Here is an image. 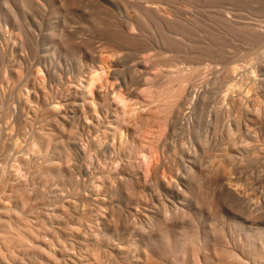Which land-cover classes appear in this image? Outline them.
Wrapping results in <instances>:
<instances>
[{
	"label": "bare ground",
	"instance_id": "6f19581e",
	"mask_svg": "<svg viewBox=\"0 0 264 264\" xmlns=\"http://www.w3.org/2000/svg\"><path fill=\"white\" fill-rule=\"evenodd\" d=\"M41 1L39 0L40 3ZM37 2H35V0H0V37H1L0 40H2L3 37L4 38L7 37L2 29V24H6V26L10 25L13 30L20 29L21 31L22 29H24L23 28L24 23H22V20H26L24 18L25 17L27 18L26 15L29 16V12L31 8L32 7L35 8ZM45 3L42 2V4ZM56 17L59 19V24H57L58 28L54 33V35L52 36V39L50 40L48 39L49 40L48 43L47 44L45 43L47 48L42 49L45 50L46 52V55L44 54V58L41 60H43L42 63L44 64V70L46 71L47 76L43 74L44 71L39 73L47 77V79H45L44 77L42 79L40 78L42 76L39 77L38 75H28L30 77V81H29L28 76L26 77L28 78V80L25 78V76L22 77L23 74L25 75V72L22 70L24 68L21 69L23 72H21L15 66H9L7 69V68H3L4 67L2 66L3 63L1 65L2 67L0 66V69L3 68L1 69L3 70V72L5 69L7 70V72L6 70L4 73L2 72V77L4 74L8 73L9 77L7 78L12 79L11 82L13 83L15 80V85L13 84L14 87L12 85V88H15L17 86V83L21 82L20 81L21 78L22 79L25 78L26 80L25 82L28 81L30 82L27 83L31 87V89L28 90H32L31 92L28 91V93L22 91L23 96L24 93L28 94L27 97L25 96L23 97V99L25 100L27 98L26 100L27 102L25 103H28V105L24 103L26 106H28L27 108L24 107V109H21L22 107L20 106V102H18L19 103L18 105L20 106L19 113H21L20 110L26 112V109H28L27 110L28 113L26 112L28 115L30 114L29 112L32 113L33 116L31 117L30 115V117H28L29 118L27 119L28 122H26L27 120L24 121L22 118V116H25L27 114L24 112L25 115L24 114L22 116L20 114L16 115L14 111L17 108H14L12 106L13 103L11 104L9 103L10 106H12L10 108H13V113H14L13 116H12L13 113L11 115L9 114V116H12L14 118L12 120L14 121L15 124L13 122L12 123L13 125H15V127H17L18 130V134L16 133V135L25 138V142L23 144L26 143L25 147L22 150H19V152L20 151L23 152V156L20 155L21 156L20 158V156L16 154V156L17 155L19 156L17 157L18 159L17 158L12 159V160L17 159L18 160L17 163L20 164V165H16V162H13L15 164L14 167L17 166L16 168L18 169L23 168L24 170L22 171V173L20 171V173L18 174L15 173V174L20 175V177L23 174L24 176H29V175H25V173L30 174L32 172L31 169H33L34 166L35 167L38 166V164L35 165L33 163L35 161H32V159L29 160L27 158H30V155H33V153L37 158V154L35 153V151H38L37 153H39L40 149L41 151L42 150L46 151V155L48 152H49L48 154H50V149L52 146H54L53 148H55L56 153L54 152L53 156H51L47 162L42 161L43 163L40 162L39 166L33 169L36 172L38 171L37 174L35 173V175H37V177L38 175H43L45 177L46 176L49 177L51 175V177L55 176L58 177L59 179L61 174L64 173V171L62 173V169H65L64 167H66V169L68 168L67 171L75 170V169L71 170L74 164L73 160L71 159L75 157L74 161L75 159L77 161L75 162L77 163V166L75 168L78 167L76 173H74L75 171L72 172L70 178H66L65 175H68L66 173L65 175H63L65 177L63 176L62 177L66 178L67 181L69 179L68 182L65 181L67 182L66 183L67 185H72L71 187H73L74 185L73 187L74 190L77 189L79 191V193H77L78 196L76 194V192H78L77 190H75L76 191L75 193L73 192L74 190L71 191L74 193V196H77L78 198H76L77 201L73 202L72 200H69V202H67L69 203V207L73 208L72 209L73 213L72 211L70 212L72 214L69 213L71 209L70 208L68 209V206L66 204L63 205L64 207L65 205L67 206V209L65 207V210H69L68 211L69 214H65V216L67 215L68 217L70 215L71 221L69 222H71V224L69 226L68 224L69 222H66L69 220V218L63 216L64 214H60L61 213L60 209L62 208V205L60 208V204L62 202H65L66 199L63 200V198L64 195L66 194L64 193L63 198H61V196L63 194L62 193L64 190L63 188L65 187L67 188V186H65L64 183V187L61 190H59L60 186L57 189L56 187L58 185H61L62 183L60 184V182H58V179L53 177V180L57 179L56 184L58 185L56 187L54 186L56 185L53 184L54 182H56L55 180L51 184L54 187L50 185L52 188H54L53 191L51 188H49L51 189L52 192L49 191L48 189L49 195L50 193H52L51 194L52 196L46 197V199L40 198L41 200H44L43 203L45 202V204L42 203L43 205H47L46 202L47 198L48 201L50 199L51 201L50 206L51 208L53 207V209L51 210L52 213L50 214L49 212V214H47L48 216H45L48 211L44 212L43 210L44 208L42 209V207L38 209V206L41 204L42 201L41 200L37 201V199L36 200L33 199V197H35L34 195L37 194L33 195L30 192L32 198L31 196L29 198L30 193H28V191L32 189L28 186L30 185L29 179H26L25 177V179L28 181H23L24 177L22 176L23 177L22 180H15V178H18V176L16 175L17 177H15L14 176L15 174H13L14 172H7L8 171L7 168L6 169L4 168V166L10 164L9 161H6L7 165L4 164H3L4 166L0 165V168L1 166H3L2 168L3 170L0 169L1 170L0 173L3 174L5 178L6 175L8 178V175H11L12 173V175L14 176L13 180H15L14 184L12 183L13 186L10 187L7 183L8 180H6V182L4 181L5 182L4 183L3 182L4 179L2 178L3 176L0 177L2 179V183H4L3 185L5 186V184L7 183V185L9 186L7 187V189L8 188L11 189L9 191L6 190V187L5 188L2 187V184L0 183L1 185L0 187H2V189H5L3 198H5V200L8 199L7 201L11 200L12 202V205L10 202H6L7 204H4L5 201L4 202L2 201L3 203L0 202L1 203L0 204V264H264V213L257 212V208L256 211H254L253 209V211L250 210L249 213L247 214H242L243 213L242 210H241L242 212L241 214H238V212L240 211L236 212L234 210L235 212H231L233 209L236 208H233L232 210H226L225 208H222L221 203L223 201L219 197L215 196L216 194L215 192H214L215 194L212 192V189L214 190L213 187L215 186L217 188V186L214 185V183L216 182V179H213L215 175L213 176V178L211 177L212 174L210 168L211 166H209L210 170H203L206 167L202 169L201 166V163L203 162L202 157H204V153L206 156L207 154H209L210 157L209 156L207 157H209L210 159L214 158L215 159L214 161L215 162L217 161V168L219 169L216 168L217 172L215 173L219 174L218 170H223L225 168L224 166H226L224 164V158H230V156L232 158V155H230L229 150H231V152H234V154H238L239 152L241 153V151L244 150L245 147H247L246 145L248 143L247 142L248 140L252 142L251 147L252 144L255 143L257 144V146L260 145L259 143H262L264 145V108L259 110L255 109L257 110V112H254L255 110L252 111L250 107V103L254 97L259 96V98L256 99H258L261 104L262 101L261 97H264V81L260 80L263 83H260V81L258 83L254 76L256 72L252 68L248 69V67L247 68L245 67V69L247 70H245L246 74L245 73L244 74L247 78L245 77L244 79L246 80L248 79L247 82L249 80L251 82V84L248 85L250 87H246V86L245 87L246 89L247 88L249 89L247 90L246 93H244V90L246 89H243L241 87L243 85H241L240 82L237 81L240 84V86H238V88L240 87V90L236 88L238 83L236 84V87L234 89L239 91H241L242 89L243 90L239 93H237L236 91L238 96L231 95L232 96L231 97L228 92L229 98H227L228 95L225 97V100L226 99L228 100L230 106V108L227 109L228 112H230V110L232 111L234 110L235 113L238 112V114L240 115H237L235 113L234 114L235 116L236 115L239 116L238 118L241 119V120L239 119L240 121L244 120V122L246 121L250 126L257 128L255 131H253L254 128H252L253 130H251L250 129L251 127L248 128L249 125L247 124L245 128V132L242 135L243 137L241 138L240 143H238L240 144L239 146L236 143L237 141L235 137L232 136L234 137L235 140V142H233L232 149L229 148L228 144L227 147L225 145H224L225 148L222 147L223 146L222 144L224 143H222L219 140L220 143H222L221 146H219L222 148H219V150L215 148L210 150H204L203 152L200 150L199 152H202V154H199L198 151H196L197 147L193 148L194 147L193 146L192 147L193 149L189 148L191 151L187 149L189 152L188 153L185 152L186 153L185 156L184 153H182L181 151L183 149L182 148L180 149L181 154L177 152L178 149L176 150V153L178 154H175L173 152L171 153L170 150V152L168 151L166 152L167 157L164 158L163 154H165L164 153L165 151L162 149H165L163 148V144L166 142L167 140L166 138H168L167 131L172 129L173 127L175 128L176 125L178 124L186 126V127L184 126L186 128L184 132L186 133L185 135L183 134V137L189 138V141L190 140L192 141V139H194L195 143L199 146L200 145L204 146L205 144H207L205 143V141H207L208 136L204 137V134L205 133L207 134L208 132H205L204 129L205 127H203L204 124L203 122L206 123V120L204 119V113H203L204 111L202 110V104H201V102L205 100L207 94H205L206 90L204 89H202L204 90L203 91L204 93L200 92L202 94L199 97H197L198 95L196 93V91H198L196 89L198 84L196 79L198 77L200 78L201 72L203 74L202 71L203 68L200 66L204 64L203 63L204 59L200 60L199 56L201 55L197 54L198 51L197 52L194 51L195 47L197 48V46L196 45L194 46L193 45L194 42L192 43V40L189 39L190 35L188 36V34L190 33V26H188L189 27L188 28L187 25L183 26L184 23L181 25L178 22L180 26L178 24L176 25V27L179 26L177 27L179 29L180 27L181 28L185 27V29H180L179 33H176L178 32V29L176 27H175L176 28L175 33L174 30L171 29L170 32L173 31V34L171 33V36L176 34L172 38V41L165 40V37H163L164 35L163 33H162L163 35L160 37L163 38L161 40H159V38H157V35L155 34L156 37L152 36L155 39L157 38L155 41H152V38L151 40L146 41L145 38L146 36L145 37H143V35L142 37L140 36L142 34V30H141L142 26L141 27H138V25L135 26L134 25L135 22L133 23V21H131L130 19L126 21L122 20V22L106 21V22L97 23L93 34L94 40L93 43L91 42L93 44V45L91 44L92 51L91 53L89 52L90 56L88 55L89 56L88 60L86 62H83L84 60L80 61L78 66H76V68L71 70L70 69L71 66L67 65L69 67L68 68L65 67L66 65L64 63L63 64L65 66H63L62 64L63 60H65L66 62L68 61L74 49V47L72 48L71 43L67 39H65V36L67 34V33L64 34L65 29L67 27L66 25L69 24H67L68 22L66 16H62L58 13ZM25 25H29V24H25ZM168 25L170 26V22ZM197 25L199 26L200 24ZM8 28L6 27L4 30ZM149 28L150 27L148 26L147 31L149 30ZM172 28H174V26ZM142 29L144 32V28ZM135 30L137 31L139 30V31L136 32ZM130 31H132V33ZM133 31L138 34H135ZM150 32L151 31H149V33ZM6 33L8 34V32ZM13 33H15V31H12L11 34ZM17 36L18 35H16V37ZM67 36L66 38H68ZM179 36H181V38H179ZM10 37L12 38V36ZM69 40L71 41L72 39ZM1 42L3 41H0V43ZM132 42H134V44ZM125 43H127V45L129 43L131 45L133 44L132 46L136 45L135 43H137L136 47L139 44L137 50L135 51V54L133 53L134 51L131 52V49H128L130 48L129 47L130 44L127 47ZM211 43L213 44V42ZM212 44H210V47L212 46ZM8 45L9 44H7L6 46L8 47L7 51L9 52V49L11 47L9 48ZM125 47L129 50V52L132 53V55H130L131 53L129 54L130 57L128 56L127 52L125 53L123 52ZM207 47L209 48L208 45ZM26 48L27 47H25V49ZM0 49H2V47ZM168 49H170V53L171 52L173 53L172 61L171 63L167 64V66H165L167 70L163 72V75L159 79L158 83H156L155 80L158 78V76L153 74L150 68L155 67L157 63L153 62L152 61L153 59L143 60L139 56L147 52H155V54L157 53L159 55L161 53L163 54L164 50H167L168 52ZM2 50H5L4 47ZM2 50L0 51V53H2ZM5 52L6 50L3 53ZM122 52L124 54H122ZM4 55H0L1 56L0 60L2 59V57L3 60H5ZM8 57L10 58V56ZM253 58L252 59L249 58L250 61L253 60ZM13 61L14 60L11 61L12 64ZM21 62L20 64L23 67L22 65L23 63ZM132 62H134V64H132ZM27 63H29L28 60ZM129 63H131L132 65H130ZM250 63L249 64L247 63L248 66L250 65ZM258 63H259V59H258ZM102 65L103 66L105 65V67L108 68L107 77L104 79V83L99 86H96L94 84L90 89H87L86 87L87 83H85L87 80L84 81L86 79L85 75L91 73V71L97 72V70H99V68ZM48 66L52 68L54 66L56 67V70L58 69L57 67H60L59 68L61 72L60 77L57 75L56 72L50 71L48 69ZM37 68L40 67L37 66ZM234 68H236V71L239 70L237 66L236 67L233 66V69ZM28 69L31 70L30 67ZM28 69L26 71L27 74L29 73ZM40 71H42V67ZM32 73L34 74L33 71ZM62 75L65 76L71 75L70 78H72V81L69 82L70 83L72 82L71 84H73L74 86L73 88L72 87L69 88L71 85L68 86L67 93L65 92V89L64 91L60 90L62 91L63 96L61 95L62 97H59L55 93V91L53 92L52 88L56 87V85H54L55 83H59L60 86H62V88L66 85V83H68L65 80V76ZM232 75L234 76V74ZM227 76L228 75H226V77ZM2 77H0L1 78L0 80L3 79ZM4 78L6 77L4 76ZM7 78L3 79L4 81L6 80L5 81L6 83L8 81ZM4 81L1 82L2 84L0 83L1 86L4 85L3 84ZM160 81L162 82L160 83ZM25 82L23 81V83L21 84L23 87L26 84ZM7 84L9 85V81ZM52 84L55 87H52L53 86ZM210 84L211 87L210 86L209 87L212 88V83H209V85ZM8 85L6 86L5 84L4 87L5 86L8 87ZM21 85H19L18 87L20 88ZM28 85L25 87H28ZM149 85L154 88L157 87L158 91L155 92L156 98L153 101H151L149 105H147V107H149L148 108L149 113L146 114L144 112H141V110L142 111L145 110L146 107H143L144 102L139 99V93L143 90L144 87ZM232 85L234 86L235 84ZM232 85H230L229 87H231ZM23 87L22 89L26 90V88ZM22 89L20 88L19 91ZM2 91H0L1 96L3 95ZM207 91L210 92V90ZM17 93L19 96L20 93L18 91ZM5 94H11V92L9 93L7 92ZM11 95H10V99L12 98L13 100V95L12 96ZM119 96L127 97L129 102H136L133 105L135 108L127 111L128 108L127 100L125 101L123 100L124 103L122 104V107L119 108L118 103L115 104V100H117ZM2 97L0 99L1 105L4 102L2 101L3 100ZM19 97H22V95H20ZM258 100L256 101L258 102ZM5 101H6V97H5ZM5 103L6 102H4L3 106H5L8 110L9 106L7 105V103L6 104ZM33 104H35L36 109L33 108ZM53 104H57L56 105L57 109L60 106L58 112ZM5 107H2L1 110H3V108ZM226 107L228 106L226 105ZM5 110L6 109H4V112ZM10 110L12 112V109ZM137 111H140V113L136 114ZM227 111L225 114L228 115ZM232 111L230 113H232ZM1 112L2 111H0V114ZM5 113L2 114L6 116L5 118H7L8 113H6L7 115H5ZM218 113L216 112V114ZM219 116H221V114L218 115V117ZM235 116L233 117L235 118ZM3 117H1V119ZM39 117L40 120L42 118L41 121H44L45 120L44 118L48 119L47 123L41 124V121L40 122L36 121ZM223 117L225 118V115H223ZM5 118L3 120H5ZM9 119L11 120V117L8 118V120L7 119L6 120L10 122ZM237 120L232 121L230 124L228 122L225 123V125L229 124L228 131H229L230 139H231V135L235 133L233 131L234 130L233 127H236V129H240L241 127L240 122L239 121L237 122ZM35 121L36 124L39 122L38 123L39 127L33 124L35 123ZM44 122H46V120ZM130 122L132 123L131 127L129 124ZM222 122L224 123L225 121ZM4 123L5 122L2 123L4 127L5 125H8L6 123L4 125ZM126 123H128V126ZM33 125L36 126L37 128H34ZM67 125L70 126L73 131L69 130L71 129L70 127L68 129L69 131L66 130L65 127ZM27 126L28 128L30 126L31 129L29 130L30 133L28 132ZM4 127L3 129L0 128V135L3 136L7 134L6 128L7 127L11 128L9 126H6V128L4 129ZM62 129L63 130L65 129L67 132L71 131L70 138L73 137L72 138L74 139L73 142H70L71 139L69 141H65V140L62 141V139L59 140V137L61 136V134L59 135V133L62 131ZM224 129L227 130V128ZM3 130H5L4 132L6 134L2 132ZM148 130L153 132V134L150 132L152 136L149 133V135L153 137L152 138L153 141L151 142H154L151 143V146L150 145L147 146V143L144 142V139H146V137L144 138V136L148 134ZM216 132H213L212 135L215 134ZM14 133H15V128L13 131V135ZM64 134H62V136ZM13 135L12 137L14 138ZM215 135L217 136L219 134L216 133ZM3 136L0 137V139L3 138V140L1 139L2 141H4V139L8 136V134L5 136V138ZM8 137H7V141H8ZM15 140L18 139L16 138ZM7 141L5 139L4 145L8 143ZM18 141L19 143L16 141V144H14L13 141H11V144L10 143L8 144L10 145L13 144V147L15 148L17 147L16 145L19 146L20 142H23L24 140L23 141L18 140ZM219 141H217L216 143H218ZM173 142L175 141L173 140ZM212 142L213 141L211 139V142L209 143L212 144ZM165 144L167 145V142ZM236 145L239 148L235 147ZM172 146L173 145L171 144V148ZM206 146L207 145L204 146L205 149L207 148ZM8 147H6V150L9 149ZM184 149H186V147H184ZM238 149H240V151ZM32 151L33 153L31 154L30 152ZM43 151L41 152L42 153L41 158H46L44 157L45 153H43ZM22 152H20V154ZM24 152L25 154L26 152L27 153L29 152L30 153L29 157H26V155L28 154L25 155ZM255 152L260 154V152L258 151ZM261 152H263V149L261 150ZM254 155L255 154H252L253 158ZM5 156L6 157L4 158L6 159L7 155ZM35 156H32V158ZM234 156L236 157V155ZM248 156L250 157V154ZM261 156H263L262 153ZM23 157H26L27 160ZM237 157L236 159H239ZM256 157L257 154L255 155V158ZM8 158L9 159L13 158L12 153L11 154L9 153ZM41 158L39 157V160H42ZM233 158L232 161L235 162L236 159L233 160ZM5 159H2V161L3 160L5 161ZM177 159L180 160L179 161L180 163L181 161H183L185 164V169L184 172L182 173H180V171L182 170L179 169L180 166L177 167L179 169L178 172L174 170L175 169L174 165L178 163ZM258 159L261 161V157H258ZM36 160L38 161V158ZM142 160H146L147 163L149 161L150 165H148L149 163L148 164L145 163L146 166L148 165V167L145 168L146 166L145 167L143 166L144 162L141 163ZM174 160L175 161L177 160L176 161L177 163L173 164ZM68 161L69 162L72 161L73 163L72 162L68 163ZM236 162L238 161L236 160ZM32 163L34 164V166ZM66 163H68L71 166V169L69 168L70 166ZM12 164L11 167H13L14 165ZM168 164L169 165L173 164L172 166H174V168L172 167L170 169ZM66 165H68L69 167ZM75 165L76 164H74V166ZM167 165L169 170L167 169ZM208 165H210V163H208ZM142 166L145 169H143ZM230 167L227 166V168L229 169L226 168L225 169L228 173L225 174L226 171L223 170L225 171L224 172L225 175L223 174L219 178H221L220 179L221 181H225V180L230 181V183H228V185L224 187L225 190L227 189V194L230 193L232 195V198L234 197L240 198L241 192H238L235 189H233L234 185H236L239 182V180L237 179L238 176L237 177L233 176L231 174L232 172H230L229 174V171L231 170ZM239 167H240L239 170H241V165ZM214 168L215 167H213V169ZM9 170L12 171V168ZM167 171H169L170 173V174L168 173V175H171L170 179L168 178L169 176L167 175ZM214 171L215 169L213 170V172ZM33 173H31L32 175L30 176H33L34 175ZM13 176L11 178H13ZM246 176L247 175H245V178ZM255 177L253 178L256 179ZM41 178L38 177L37 179L35 178V180L37 181ZM63 178L60 177V181L63 180L62 182H64ZM30 179L34 180V178L33 179L30 178ZM48 179L47 181L49 182ZM151 180L154 181L156 185L161 186L158 187L154 185L156 189L162 188L163 191H166L164 192L165 194L167 193L166 195H164L166 197L162 196L163 193L160 194L161 192L159 189L155 190V192L159 191L160 192L159 194H155V192L153 194L151 190L146 188V186L145 187L143 186L142 184L143 182L145 185L146 184L145 181L148 182ZM44 181L46 183L45 179L42 180L43 183ZM246 181L244 179V182ZM24 182L25 183L27 182V184H25ZM244 182L243 183L241 182V185L246 184V189H247L248 183L247 182L244 183ZM36 183L38 184V181ZM34 184H32L31 182L32 187L35 188L36 186H33ZM212 184L214 186L211 189H209L210 188L209 186H212ZM241 185H239V187ZM46 186L49 185L46 184ZM46 186L44 188L43 187L41 188L40 186L38 187L43 189L42 190L43 192L47 193L45 191L47 190ZM248 186L250 187V185ZM69 187L68 190L65 188V190H67V194L68 191L70 192ZM154 187L152 188V190L154 189ZM28 188H30V190H28ZM2 189L0 191H2ZM70 189L72 190V188ZM39 190L35 192L39 193ZM210 190L213 194L210 193ZM220 190L221 188H218L217 191H219L221 194L222 190L221 191ZM247 190H244L245 193L249 192ZM26 191L28 193V195L27 194L26 195L29 199H32V201H36V202L40 201L37 207L35 205L36 202L35 204L29 205L31 201L28 202L26 201L27 199H24L27 198L23 196V194H25ZM251 191L252 189L250 190L249 193L254 192V190L252 192ZM2 192H0L1 200H3L1 197L3 194ZM6 192L7 193L10 192V194H7ZM45 193L44 194L40 193V194L45 196ZM223 193H226V191ZM245 193L243 194L246 195ZM5 194H7V196L12 195L13 200L10 198L11 196L9 197L10 198L9 199L7 196H5ZM40 194L36 196L38 199ZM252 195L254 194H251V196ZM66 196L69 197L70 195H66ZM226 196H230V195L228 194ZM246 196L249 198L248 195ZM69 198L73 199V195L71 194V197ZM244 198L245 196L243 197V199ZM248 198L247 199L245 198L246 202H248L249 200ZM121 199L122 200L124 199L129 203V205L131 204L137 208L136 209L134 207L136 211L133 212L132 210L129 213L128 217L126 216L127 218L123 219L125 221L122 220L121 214L122 212L125 211L123 208L126 206H121V207L119 206L120 203H122ZM243 199L241 201H243ZM227 200L229 201L228 203L231 202L229 198H227ZM70 201H72V203L74 204H70ZM257 202L259 203L261 201H257ZM27 203L29 205V206L27 205L28 207H32L31 205H33V208L31 209L29 208L30 211L29 209L27 210L28 207L25 209L23 208L26 207ZM223 203L226 204L225 202ZM231 203H232L231 205L234 206L237 202L235 201V203L233 202ZM81 204L83 206L82 209L80 207ZM6 205H8V207ZM34 205L38 209V211L37 209L35 211ZM229 205L230 204H228L227 206ZM238 205L236 204L235 207H237ZM20 206L23 208L24 211L26 210L25 212L27 211L29 212L27 214H24L25 212L23 213L21 210V213H18L20 212L19 209ZM47 208L50 209L49 206ZM119 208H122L123 211L122 209L119 210ZM247 208L248 207H246V209ZM260 208L261 206L258 208V211H260L259 210ZM15 209L16 210L18 209L17 210L18 212H15L14 211ZM249 209L251 208L249 207ZM45 210L47 209L45 208ZM65 210L62 209L61 211L66 212ZM118 210L122 211L121 214ZM236 210H239L238 207ZM39 211H42L43 215L42 213L41 214L38 213ZM60 215L65 217V219L67 220L64 221L63 217L60 218L61 217ZM60 219L61 220L63 219V221L66 222L68 225L66 223H65V225H67L66 227L65 225H62V223L64 224V222L60 221Z\"/></svg>",
	"mask_w": 264,
	"mask_h": 264
},
{
	"label": "rangeland",
	"instance_id": "374dc122",
	"mask_svg": "<svg viewBox=\"0 0 264 264\" xmlns=\"http://www.w3.org/2000/svg\"><path fill=\"white\" fill-rule=\"evenodd\" d=\"M41 1V0H40ZM49 3H48V2ZM75 1V2H74ZM35 2H37V0H35ZM38 2H39V0H38ZM37 2V3H38ZM42 2L43 3H45V4H42ZM45 2H44V0H42L41 1V3L39 2L38 4L39 5H42V6H39L37 3H36V6H35V8L34 7H32V8H34V9H32L31 8V10H33V11H31L30 10V12H29V16L28 15H26L27 16V18L25 17L24 19H26V20H22V23H24L23 25H24V29H22L21 31H20V29H15V30H13L12 29V27L10 26V25H7L6 26V24H2V29H3V31L5 32V35L7 36V37H3L2 38V40H0V41H3V42H1L0 43V48L2 47V49H3V47H4V49L6 50V52L5 53H3L5 50H2V49H0V51L2 50V53H0V55H4V54H6V55H4V59L6 60H3V57H2V59L0 60V61H5V62H0V66L2 65V63H3V65L2 66H4L3 68H7L8 69V67L9 66H15L17 69H19L21 72H25V75L23 74L22 75V77L23 76H25V78L28 76V75H38L39 77L40 76H42V77H40V78H42L43 79V77L45 78V79H47V77H45V76H47L46 75V71L44 70V64L42 63L43 62V60H41V59H43L44 58V54L46 55V52H45V50H42V49H45V48H47V46H46V44L48 43V41L50 40V39H52V36L54 35V33L56 32V30H57V28H58V25L57 24H59V19L56 17L57 16V14L59 13L60 15H62V16H66V19H67V24H69V25H66L67 27H68V29H67V27H66V29H65V33L64 34H66V36L68 37V38H66V36H65V39H67L70 43H71V45H72V48L74 47V49H73V53L70 55V60L68 59V63L65 61V60H63L62 61V64H63V66H65V67H68V66H71L70 67V69L72 70V69H74V68H76V66H78V64L80 63V61H83V62H86L87 60H88V58H89V56H90V54H89V52L91 53V49H92V43H93V40H94V29H95V27H96V25H97V23H100V22H106V21H111V22H122V20L123 21H126V20H128V19H130L131 21H133V23H134V25L136 26V25H138V27H141V30H142V34L140 35L141 37H142V35H143V37H145L146 38V41H148V40H151V38H152V41H155L157 38H159V40H161V39H163V38H160L163 34V37H165V40H169V41H172V38L174 37V35H176V34H174L173 36H171V33L173 34V31L172 32H170L171 31V29L172 30H174V33L176 32V28L177 27H179L180 26V24L182 25L183 23V26L184 25H187V27L188 26H190V33L188 34V36H189V39L190 40H192V43L194 42V46L196 45L197 46V48L195 47V50L194 51H198L197 52V54L198 55H201V56H199V58H200V60H202V59H204L203 60V63L205 64H202L200 67H202L203 68V74H202V72H201V75H200V78L198 77L196 80H197V82H198V84H197V87H196V89L198 90V91H196V93H197V97H199L202 93H204L203 91L204 90H206V92H205V94H207V96H206V98H205V100H203L202 102H201V104H202V110L204 111L203 113H204V119L206 120V123L205 122H203L204 124H203V127H205L204 129H205V132H208L207 134L205 133L204 134V137L205 136H208L207 137V141H209V142H211V139H212V144L211 143H209V142H207V141H205V143H207V144H205V145H207L206 147V149H205V145L204 146H202V145H197L196 143H195V141H194V139H192V141L190 140L189 141V138H186V137H183V134L185 135V133L186 132H184V130L186 129L185 127V125H180V124H178V125H176V127L174 128H172V129H170V130H168L167 132H168V134H167V132H166V134H167V137L168 138H166L167 140H169V141H167L166 140V142H167V145L164 143L163 144V148H165V149H162V150H164L165 152V154H163V157L164 158H166L167 157V154H166V152L168 151V152H170V150H171V153L173 152V153H175V154H178V153H176V150L178 149V151L177 152H179L180 154H181V151H182V153H184V156H185V152H189L188 150H190V149H193V148H196L195 150L196 151H198V153L199 154H202V152L204 151V150H210V149H218L219 150V148H222V147H224L225 148V146L227 147V144H228V146H229V148L230 149H232V146H233V142H235V140H234V137H235V139H236V143H237V145L239 146L240 144H238V143H240V140H241V138L243 137L242 135H243V133L245 132V128H246V126H247V122L245 121L244 122V120H242V121H240L241 119L240 118H238L239 116H237V115H240V114H238V112H236L235 113V111L233 110H230V112L232 111V113H230V112H228L227 111V109L228 108H230V106H229V103H228V100L226 99L225 100V97L228 95V92H229V95L231 96V95H233V96H236L237 95V93H239V92H241L243 89H246V87H250V86H248V85H250L251 84V82H250V80L247 82V80L246 79H244L246 76H245V74H246V71L245 70H247V69H245V67L247 68L248 67V69H253L256 73H255V78H256V80H257V82L259 83V81L260 80H262V81H264V0H83V2H82V0H45ZM82 2V3H81ZM93 2V3H92ZM162 2V3H161ZM144 3V4H143ZM194 4V5H193ZM84 7V8H83ZM69 12V13H68ZM198 13V14H197ZM67 15H69V16H67ZM71 15V16H70ZM70 17V18H69ZM35 19V20H34ZM92 19V20H91ZM29 20V21H28ZM118 20V21H117ZM36 21V22H35ZM44 21V22H43ZM81 22V23H80ZM169 22H170V26L168 25L169 24ZM180 24H179V23ZM198 22V23H197ZM83 23V24H82ZM187 23H189V24H187ZM196 23V24H195ZM25 24H29V25H25ZM141 24H143V25H141ZM146 24V25H145ZM179 24V26H177L176 27V25H178ZM197 24H200L199 26L197 25ZM22 25V26H23ZM140 25V26H139ZM148 26L151 28H149V30L147 31V28H148ZM174 26V28H172ZM8 28V29H6V30H4L5 28ZM27 27V28H26ZM169 27V28H168ZM72 28V29H71ZM142 28H144V32H143V29ZM189 28V27H188ZM32 29V30H31ZM178 29V32H176V33H179V30L180 29H185V27L183 28H181L180 27V29L179 28H177ZM249 29V30H248ZM69 30V31H68ZM92 30V31H91ZM163 30V31H162ZM11 31V32H10ZM12 31H15V33H13V34H11L12 33ZM16 31H17V33H16ZM20 31V32H19ZM24 31H25V34H24ZM136 32H138L137 30H135ZM149 31H151L150 33H149ZM6 32H8V34L6 33ZM131 33H132V31H130ZM134 32V31H133ZM213 32V33H212ZM11 35H10V34ZM20 33H22V34H20ZM88 33V34H87ZM135 33V32H134ZM146 35H145V34ZM154 33V34H153ZM160 33V34H159ZM163 33V34H162ZM170 33V34H169ZM20 34V35H19ZM38 34V35H37ZM135 34H138V33H135ZM153 34V35H152ZM157 35V38L155 39V38H153V37H156V35ZM166 34V35H165ZM8 35H9V37H8ZM16 35H18L17 37H16ZM48 35V36H47ZM87 35V36H86ZM193 35V36H192ZM213 35V36H212ZM10 36H12V38L10 37ZM22 36V37H21ZM30 36V37H29ZM153 36V37H152ZM192 36V37H191ZM203 36H205V37H203ZM216 36V37H215ZM32 37V38H31ZM50 37V38H49ZM82 37V38H81ZM140 37V38H141ZM149 37V38H148ZM203 37V38H202ZM1 38V37H0ZM7 38V39H6ZM10 38H11V41H10ZM20 38V39H19ZM74 38H75V40H74ZM144 38V39H145ZM148 38V39H147ZM179 38H181V36H179ZM188 38V37H187ZM4 39H6V40H4ZM14 39V40H13ZM49 39V40H48ZM69 39H72L71 41L69 40ZM143 39V38H142ZM8 40V41H7ZM21 40V41H20ZM214 40H215V43H214ZM7 41V42H6ZM35 41H38V42H35ZM46 41V42H45ZM143 41H145V40H143ZM208 41V42H207ZM14 44H13V43ZM78 44H77V43ZM92 42V43H91ZM207 42V43H206ZM211 42H213V44L211 43ZM2 43H3V45H2ZM12 43V44H11ZM37 43V44H36ZM46 43V44H45ZM88 43V44H87ZM133 44H134V42H132ZM138 43V42H137ZM137 43H135L136 45H137ZM7 44H9L8 46H9V52L7 51V49H8V47L6 46ZM10 44H11V46H10ZM24 46H23V45ZM92 44V45H91ZM130 44V43H129ZM128 44V45H129ZM132 44V45H133ZM210 44H212V46L210 47ZM16 45H17V47H16ZM32 45H34L35 46V48H34V46H32ZM79 45V46H78ZM82 45V46H81ZM88 45V46H87ZM91 47H90V46ZM125 45L128 47V45H127V43H125ZM124 45V46H125ZM131 44H130V48H128V49H131V52L132 51H134L133 53L135 54V51L137 50V48H138V46H139V44H138V46L136 47V45H134V46H132ZM207 45L209 46V48L207 47ZM23 46V47H22ZM134 47V48H132V47ZM205 46H206V48H205ZM216 46V47H215ZM25 47H27L26 49H25ZM40 47V48H39ZM89 47V48H88ZM136 47V48H135ZM223 47V48H222ZM24 48V49H23ZM88 48V49H87ZM22 49V50H21ZM124 49V48H123ZM126 47H125V49L123 50V52L125 53V52H127V54H128V56H129V54L131 53V52H129V50H128ZM134 49V50H133ZM166 49H167V47H166ZM196 49H198V50H196ZM14 52H13V51ZM31 50V51H30ZM210 50V51H209ZM215 50V51H214ZM11 51V52H10ZM28 51V52H27ZM208 51V52H207ZM212 51V52H211ZM13 52V53H12ZM18 52V53H17ZM27 52V53H26ZM44 52V53H43ZM122 52V54H124ZM201 54H200V53ZM9 53V54H8ZM205 53V54H204ZM12 56H11V55ZM28 54V55H27ZM38 54V55H37ZM126 54V55H127ZM133 54V55H134ZM203 54V55H202ZM10 56V58L8 57V56ZM89 55V56H88ZM130 55H132V53L130 54ZM215 55V56H214ZM260 55V56H259ZM37 56V57H36ZM106 56V55H105ZM104 56V57H105ZM172 56H173V53L171 52L170 53V49H168V52H167V50H164V52H163V54L161 53V54H155V52H147V53H145V54H142L141 56H139L140 58H142L143 60H149V59H153L152 61L153 62H155V63H157V65L155 66V67H152V68H150V70L152 71V73L153 74H155L156 76H158V78L155 80V82L156 83H158V81H159V79L161 78V76L163 75V72L164 71H166L167 69H166V67L165 66H167V64H169V63H171V61H172ZM1 57V56H0ZM130 57V56H129ZM203 57V58H202ZM254 57V58H253ZM256 57V58H255ZM261 57V58H260ZM8 58H9V60H8ZM11 58H12V60H14L13 61V64H12V60H11ZM82 58V59H81ZM252 59L253 58V60H251L250 61V59ZM20 59V60H19ZM255 59V60H254ZM258 59H259V63H258ZM24 60H25V62H24ZM27 60L29 61V63H27ZM242 60V61H241ZM263 60V61H262ZM21 61H23V62H21ZM34 61H36V62H34ZM241 61V62H240ZM244 61V62H243ZM20 62L21 63H23L22 65H23V67L21 66V64H20ZM32 62H34V63H32ZM40 62V63H39ZM82 62V63H83ZM251 62V63H250ZM5 63H6V65H5ZM8 63V64H7ZM67 63V64H66ZM250 63V65L248 66V64ZM33 64V65H32ZM70 64V65H69ZM130 65H132V64H134V62H132V64L131 63H129ZM238 64V65H237ZM241 64V65H240ZM243 64V65H242ZM247 64V65H246ZM8 65V66H7ZM32 65V66H31ZM42 65V66H41ZM68 65V66H67ZM230 65H231V67H230ZM241 67H240V66ZM246 65V66H245ZM1 66V67H2ZM7 66V67H6ZM27 66V67H26ZM37 66L38 67H40V68H37ZM205 66V67H204ZM233 66L234 67H236L237 66V68H239V70H237L236 71V68H234L233 69ZM239 66V67H238ZM251 66V67H250ZM31 68V70L34 72V74L32 73V71L30 70V69H28V68ZM32 67H33V69H32ZM35 67H36V70H35ZM41 67H42V71H40L41 70ZM244 67V68H243ZM3 68H1V69H3ZM22 68H24V69H22ZM51 68V69H50ZM58 69L56 70V67H54L53 66V68L52 67H49L48 66V69L50 70V71H52V72H56L57 73V75L60 77V75H61V72H60V67H57ZM69 68V67H68ZM0 69V77H2V72H3V70H1ZM23 71H22V70ZM27 69H28V74H27ZM40 69V70H39ZM262 71H261V70ZM6 70V69H5ZM5 70H4V72H5ZM214 70V71H213ZM233 70H234V72H233ZM31 71V72H30ZM44 71V75L45 76H43V75H41L39 72H43ZM3 72V73H4ZM6 72H7V70H6ZM59 72H60V74H59ZM229 74H228V73ZM107 73H108V68H106L105 67V65L103 66H101L100 68H99V70H97V72H92L91 71V73H89V74H87V75H85V80L84 81H86L85 83H87L86 84V87H87V89H90L91 87H92V85H96V86H99V85H101V84H103L104 83V79L107 77ZM223 73V74H222ZM234 74V76L232 75V74ZM243 73V74H242ZM245 73V74H244ZM27 74V75H26ZM40 74V75H39ZM242 74V75H241ZM260 74H261V76H260ZM7 75V76H6ZM226 75H228L227 77L228 78H230V79H228L227 77H226ZM4 76L7 78V77H9V75H8V73L7 74H4L3 75V79H6V78H4ZM62 76H65V75H62ZM70 76L71 75H67V76H65V80L68 82V83H66V85L67 84H69V85H65L63 88H62V86H60V84L59 83H53L54 85H56V87L53 85L52 87H55V88H52L53 89V92L55 91V93L59 96V97H62L63 96V93H62V91H64V89H65V92L67 93L68 91H67V87L68 86H70L69 88H73V84H71L69 81H72V78H70ZM238 78H236V77ZM239 76H240V79H239ZM242 76H244V77H242ZM258 76H259V78H258ZM29 77V76H28ZM242 77V78H241ZM25 78H21L20 79V81L21 82H18V81H16V82H18L17 83V86L16 87H18L19 85H21L22 83H23V81L25 82L26 80H25ZM227 78V79H226ZM232 78V79H231ZM235 78V79H234ZM247 78V77H246ZM261 78V79H260ZM1 79V78H0ZM0 80V83L2 82V81H4V80ZM27 80H28V78H26ZM199 79V80H198ZM220 79V80H219ZM244 79V80H243ZM7 80L9 81V85L7 84L8 83V81H7V83L5 82H3V84L5 85L6 84V86L8 85V87H6V89H5V87H4V85H0V87H1V89L3 88V89H5V90H1L0 89V91H2V96L4 97L5 95V97H6V101H5V97L3 98L2 96H1V94H0V99H1V97H2V101H4V102H6L7 103V105L9 106H7L8 107V110H7V108L5 107V106H3L4 105V102H3V104L1 105L0 104V107L2 106V107H5V108H3V110H1L2 109V107H1V109H0V111H2L1 112V114H0V116L1 117H3L4 115V113L6 112V113H8V116H9V114L11 115L12 113H13V108H10V107H14V108H17L15 111L17 112H15L14 111V113L16 114V115H23L24 114V112H23V110H20V112L22 113H19V107L21 106L22 108L21 109H24V107L25 108H27L28 106H26V105H28V103H25V102H27L26 100H27V98H26V100L25 99H23V97L25 96V97H27V95L28 94H26V93H28V91L29 92H31L32 90H28V89H31V87H30V85H28L27 83H30L29 81H30V77H29V81L28 82H25L24 84H25V86H27L28 85V87H25L26 88V90L25 89H22V87L20 86V88L22 89V90H20L19 91V87L18 88H12V85L14 84L15 85V80H14V83L13 82H11V80L12 79H8L7 78ZM215 81V82H214ZM219 81V82H218ZM240 82V84L241 85H243V86H241L243 89L241 90V91H239L240 90V87L238 88V86H240V84L238 83V82ZM162 81H160V83H161ZM201 84H200V83ZM220 82H221V84H220ZM250 82V83H249ZM12 83V84H11ZM209 83H212V88H210L211 87V84L209 85ZM239 85H238V84ZM242 83H244V84H242ZM248 83V84H247ZM260 83H263V82H261L260 81ZM2 84V83H1ZM200 84V85H199ZM226 84V85H225ZM232 84H235L234 86L232 85ZM236 84H237V87H236ZM14 85H13V87H14ZM60 87H58V86ZM230 85H232L233 86V88H232V86L231 87H229ZM210 86V87H209ZM246 86V87H245ZM23 87V88H24ZM207 87V88H206ZM209 87V88H208ZM214 87V88H213ZM224 87H225V90H224ZM238 88L239 90H235L234 88ZM10 90H9V89ZM13 90H12V89ZM94 88V87H93ZM56 89H57V92H56ZM202 89H204V90H202ZM227 89V90H226ZM232 89V90H231ZM249 88H247L246 90H244V93H246L247 92V90H248ZM7 90V91H6ZM9 90V91H8ZM12 90V91H11ZM60 90H62V91H60ZM200 90V91H199ZM207 90H210V92H211V94H210V92L209 91H207ZM14 91V92H13ZM17 91L20 93V95H22V97H19L18 96V93H17ZM22 91H25L26 93H24V96H23V93H22ZM143 91V92H142ZM140 93H139V99L141 100V101H143L144 103H143V107H146V109L145 110H141V112H144V113H149V107H147V105H149V103H151V101H153L155 98H156V94H155V92L156 91H158V88L156 87V88H154V87H152V86H146V87H144L143 88V90H142ZM236 91H237V93H236ZM9 93V92H11V94L13 95L14 93L15 94H17V95H13V100H12V98L10 99V95L11 94H5V93ZM13 92V93H12ZM200 92H202V93H200ZM208 92H209V94H208ZM221 92H223V93H221ZM1 93V92H0ZM54 93V94H55ZM59 93V94H58ZM233 93H236V94H233ZM55 94V95H56ZM223 94V95H222ZM252 94V93H251ZM11 95V96H12ZM62 95V96H61ZM229 95L227 96V98H229ZM238 96V95H237ZM18 97V98H17ZM232 97V96H231ZM8 98V99H7ZM20 98V99H19ZM21 98H22V101H21ZM255 98V99H254ZM253 99H254V101H253V99H252V101H251V103H250V107H251V109H252V111H254L255 109H262V108H264V101H263V99H264V97H261V99H262V101H261V99H260V101H261V104H260V102H259V100L258 99H256V98H259V96L258 97H254ZM14 99H15V101H14ZM18 99H19V101H18ZM25 100V101H24ZM123 100L125 101V100H127L128 101V99H127V97H124V96H119L118 97V99L117 100H115V104L116 103H118V106H119V108L120 107H122V104L124 103L123 102ZM256 100H258V102L256 101ZM8 101V102H7ZM11 101V102H10ZM14 101V102H13ZM223 101V102H222ZM225 101H227V102H225ZM18 102H20V106L18 105L19 103ZM5 103V104H6ZM11 103H13L12 104V106H10V104ZM22 103V104H21ZM26 105H25V104ZM128 103V108H127V111H129V110H131V109H133V108H135L133 105L136 103V102H127ZM227 103V104H226ZM17 104V105H16ZM54 105V107H56L55 109H57V104H53ZM52 105V106H53ZM226 105L228 106V107H226ZM17 106V107H16ZM151 107H153V106H151ZM33 108H35L36 109V107H35V104H33ZM4 109H6L5 110V112H4ZM10 109H12V112H11V110ZM58 109H60V106H59V108ZM58 109H57V112H58ZM219 109V110H218ZM250 109V108H249ZM27 110L28 109H26V112H27ZM62 110V109H61ZM10 113H9V112ZM60 111V110H59ZM226 111L228 112V115L227 114H225L226 113ZM251 111V110H250ZM25 112V113H26ZM216 112L218 113V112H220V113H218V114H216ZM222 112V113H221ZM254 112H257V110H255ZM3 113V114H2ZM5 113V115H7ZM14 113L12 114V116L14 115ZM28 113V112H27ZM26 113V114H27ZM30 114L28 115H25V116H22V118H23V120L25 121V120H27V119H29L28 117H30V115H31V117L33 116L32 115V113L31 112H29ZM140 113V111H137L136 112V114H139ZM151 113V112H150ZM214 113H215V115H214ZM237 114L236 116H237V118H236V116H235V114ZM153 114V113H152ZM221 114V116H219L218 117V115H220ZM230 114V115H229ZM233 114V115H232ZM217 115V116H216ZM223 115H225V118L223 117ZM7 116V118H5L6 116H4L2 119H1V117H0V122H5L6 124H8V125H5V123H4V125H5V127L3 126V124L2 123H0V128H2L3 129V127H4V129L6 128V126H9V127H11V128H6V133L8 134V136L10 137V139H9V137H8V141H7V137L5 138V136L7 135L4 131L5 130H3L2 132H4L6 135H0V137H4L5 139H6V141L8 142V143H10L11 144V141H13L14 142V144H16V141L19 143V141L18 140H24L23 142H20V145L18 146V145H16L17 147H13V144L12 145H10V144H8L7 142V144H5L4 145V141H5V139H4V141H2L3 140V138H1L0 139V142H1V148H0V165H7V162L6 161H9L10 162V164H8L7 166H4V168L6 169L7 168V172H14L13 174H15V173H20V171H21V173H22V171H24L23 170V168H16V167H14L15 166V164L13 163V162H16V165H20V164H18L17 163V157H19L20 155L21 156H23V152L22 151H20V152H22L21 154H20V152H19V150H22L24 147H25V145H26V143L25 144H23L24 142H25V138H23V137H20L19 135L17 136L16 135V133L18 134V130H17V127H15V125H13V123H14V121L12 120V119H14L12 116H9L8 117ZM27 116V117H26ZM215 116V117H214ZM233 116H235V118L233 117ZM11 117V120H10V122L9 121H7L8 120V118H10ZM25 117V118H24ZM126 117H127V115H126ZM5 118V120H3ZM220 119V120H218V119ZM223 118V119H222ZM229 118V119H228ZM232 118V119H231ZM7 119V120H6ZM46 120V122H44L45 120ZM43 120L44 121H41L42 120V118H41V120H40V117L36 120V121H41V124L42 123H47V120L48 119H46V118H44ZM238 119V120H237ZM240 119V120H239ZM218 120V121H217ZM235 120H237V122L239 121L240 122V124H241V127H240V129H236V127H233L234 128V134L233 135H231V139L229 138L230 136H229V131H228V125L232 122V121H235ZM36 121H35V123H33L34 125H36V126H38V123L36 124ZM222 121H225L224 123L222 122ZM13 122V123H12ZM26 122H28V120L26 121ZM226 122H228L229 124H226L225 125V123ZM242 122V123H241ZM11 123H12V125H11ZM216 123V124H215ZM15 124V123H14ZM41 124H39V125H41ZM127 124V126H128V123H126ZM130 124V127L132 126V123L130 122L129 123ZM242 124H243V126H242ZM3 127H2V126ZM33 125V126H34ZM211 127H209V126ZM216 125V126H215ZM249 125V124H248ZM14 126V127H13ZM17 126V125H16ZM36 126H34V128H37ZM185 126V127H184ZM39 127V126H38ZM69 127L70 126H66L65 127V129L66 130H68L69 129ZM206 127H208V128H210V129H208V128H206ZM214 127V128H213ZM223 127V128H222ZM243 127V128H242ZM249 127H251L250 129L251 130H253L252 128H254V130L253 131H255L257 128H255V127H252V126H248V128ZM14 128H15V133H14V135H13V131H14ZM71 128V127H70ZM216 128V129H215ZM224 128H227V130L226 129H224ZM8 129V130H7ZM27 129H28V132L30 133V131L29 130H31L30 129V126H29V128H28V126H27ZM63 130L62 129V133L60 132L59 133V135L61 134V138L59 137V140H61L62 139V141H69L70 139V142H73L74 141V139H72V138H70L71 137V131L70 132H67L66 130ZM175 129H178V130H175ZM10 130H12V131H10ZM69 130H72V128L71 129H69ZM68 130V131H69ZM172 130V131H171ZM208 130V131H207ZM239 130V131H238ZM10 131V132H9ZM64 131V132H63ZM73 131V130H72ZM177 131V132H176ZM217 131V132H216ZM66 132V133H65ZM151 131H149L148 130V134L146 135L145 133V135L146 136H144V138L146 137V139H144V142L145 143H147V146L148 145H150L151 146V143H154V142H151V141H153L152 140V138L153 137H151L152 136V134H153V132H151ZM157 132V131H156ZM213 132H216V133H218L219 135H215V134H213L212 135V133ZM242 132V133H241ZM4 133H2V134H4ZM10 133V134H9ZM12 133V134H11ZM66 135H65V134ZM67 133H70V134H67ZM149 133H150V135H149ZM155 133V132H154ZM170 133V134H169ZM62 134H64L63 136H62ZM165 134V135H166ZM178 136H176V135ZM179 134V135H178ZM209 134V135H208ZM11 135V136H10ZM12 135L14 136V138L16 139H18V140H15L13 137H12ZM67 135H68V137H67ZM70 135V136H69ZM240 135V136H239ZM66 136V137H65ZM214 136V137H213ZM217 137V139H216V137ZM232 136H234V137H232ZM21 138V139H19V138ZM150 137V138H149ZM165 137V136H164ZM211 137H213V138H211ZM220 137V138H219ZM14 139V140H12V139ZM64 138V139H63ZM180 138V139H179ZM184 138V139H183ZM191 139V138H190ZM210 139V140H209ZM214 139V140H213ZM215 139H216V141H215ZM11 140V141H10ZM150 140V141H149ZM173 140L175 141V142H173ZM178 140V141H177ZM205 140H206V138H205ZM222 142V143H224V144H222V143H220V141ZM231 140H234V141H231ZM183 141H184V143H183ZM217 141H219L218 143H216ZM12 142V143H13ZM143 142V143H144ZM170 142V143H169ZM225 142H226V144H225ZM228 142V143H227ZM248 143H247V147H245L244 148V150H242L241 151V153L239 152L238 154H234V152H231V150H229V152H230V155H232V158H233V160L234 159H236V157L237 158H239V159H236L238 162H236V160H235V162L234 161H232V158H231V156H230V158H224V164L226 165V166H224L226 169H229V168H227V166L228 167H230L231 168V170L229 171V174H230V172H232L231 174L233 175V176H235V177H237V179L239 180V182L241 181L242 183L244 182V179H245V181H246V179H247V183H248V185H250V187L247 185V189L249 188L250 190L252 189V191L254 190V192H252V193H249L250 192V190L248 189H246V184H242L241 185V182L239 183H237L236 185H234V187H233V189H235L236 191H238V192H241L240 193V198H237V197H234V198H232V195L230 194V193H228L230 196H226V195H228L227 194V189L225 190V188L224 187H226L227 185H228V183H230V181L229 180H225V181H221L220 179L221 178H219V177H221V175H223L224 174V172L226 171V169L224 168L223 170H225V171H223V170H218L219 171V174L218 173H215V172H217L216 170L217 169H219V168H217V161L215 162L214 160V158L212 159H210L209 157H210V155L209 154H207V156H209V157H207L206 155H205V153H204V157H202V161L204 162H202L203 163V165H202V163H201V166H202V169L204 168V167H206V168H204L203 170H210V168H211V171H212V174H211V177L213 178V176L215 175V177L213 178V179H216V182L214 183V185H216L217 186V188L212 184V186H209L210 188L209 189H211L213 186V188H214V190L212 189V192L215 194V196H217V197H219L223 202H225L226 204L229 202L228 200H227V198H229L230 200H231V202H233V203H235V201L237 202L236 204L238 205V203H239V205L237 206L238 207V209L239 210H236L237 209V207H235V205L234 206H232L231 204V202L230 203H228V204H230L229 206H227L226 204H224L223 202L221 203V206H222V208H225L226 210H232L233 208H236V209H233L231 212H238V211H240V212H238V214H241L242 212H241V210L243 211V213L242 214H247V213H249V211L251 210V211H253V209H254V211H256V208H257V212H259V213H264V194H263V192H264V145L262 144V143H259L260 145H258L257 146V144L255 145V144H252V147H251V141H247ZM2 143H3V145H2ZM17 143V144H18ZM22 143V144H21ZM144 143V144H145ZM150 143V144H149ZM183 143V144H182ZM187 143V144H186ZM209 143V144H208ZM214 143H216V144H214ZM171 144L173 145L172 146V148H171ZM181 144V145H180ZM213 145V146H211V145ZM218 144V145H217ZM220 144V145H219ZM221 144L223 145L222 147H219V146H221ZM232 144V145H231ZM23 145V146H22ZM165 145V146H164ZM170 145V146H169ZM174 145H176V146H174ZM182 145H183V147H182ZM209 145V146H208ZM225 145V146H224ZM235 146V147H238V146ZM254 145V146H253ZM9 146V147H8ZM15 146V145H14ZM21 146V147H20ZM169 146V147H168ZM194 146V147H193ZM231 146V147H230ZM3 147V148H2ZM6 147H8L9 149H7L6 150ZM54 146H52L51 147V149H50V154H52V155H50V154H48L47 153V155H46V151H43V153H45L44 154V157H46V158H41L42 156V151H41V149L39 150V153H37L38 151H35V153L37 154V158H38V161L36 160L37 158H36V156H35V154L33 153V151L32 152H30L31 154L33 153V155H30V158H27V159H32V161H35V162H33L35 165L36 164H38V166H39V164H40V162H42V161H48V159H50V157L51 156H53V153L55 152L56 153V150H55V148H53ZM176 147V148H175ZM181 147V148H180ZM184 147H186V149H184ZM193 147V148H192ZM201 147H204V148H201ZM251 147V148H250ZM253 147H255V148H253ZM257 147V148H256ZM13 149V150H11V149ZM20 148V149H19ZM169 148V149H168ZM184 149V151H183V149ZM190 148V149H189ZM200 148V149H199ZM239 148V147H238ZM180 149H182L181 151H180ZM188 149V150H187ZM252 149V150H251ZM255 149V150H254ZM263 149V152H261V150ZM10 150V151H9ZM16 150H17V152H16ZM52 150V151H51ZM173 150V151H172ZM186 150V151H185ZM202 151V152H199V151ZM239 151H240V149H238ZM191 151V150H190ZM255 151H258V152H260V154L259 153H257V152H255ZM16 152V153H15ZM9 153L11 154L12 153V155H13V158H11V159H9L8 158V155H9ZM14 153V154H13ZM29 152L27 153L26 152V154H28V155H26L25 154V152H24V154L26 155V157H29V154H30ZM219 153V152H218ZM243 153V154H242ZM261 153H262V155L263 156H261ZM16 154H18L17 156H16ZM236 155V157L234 156V155ZM250 154V157L248 156ZM252 154H257V157L255 158V155H254V158H253V156H252ZM5 155H7V158L5 159L4 157H6ZM24 155V156H25ZM39 155V156H38ZM50 155V156H49ZM258 155H260V156H258ZM21 156H20V158H21ZM32 156H35V157H33L32 158ZM48 156V157H47ZM249 158H248V157ZM251 156H252V158H251ZM10 157V156H9ZM12 157V156H11ZM26 157H23V158H25L26 159ZM39 157L42 159V160H39ZM246 159H245V158ZM258 157H261V161L258 159ZM14 158H17V159H15V160H12V159H14ZM72 158V157H71ZM70 158V159H71ZM75 158V157H74ZM74 158H72L71 160H73V162H74V164H76L75 166H74V164H73V168L71 169V166L68 164V163H70V162H72V161H68V163H66V164H68V165H66V166H68L71 170H73V169H75V170H73V171H67L68 170V168L66 169V167H64L65 169H62V173H63V171H64V173L63 174H61V178H63V177H65L66 176V178H70V176H71V174H72V172H74V173H76V170H77V168H75L76 166H77V163H75V162H77L76 161V159H75V161H74ZM185 158V157H184ZM204 158V159H203ZM247 158H248V160H247ZM2 159H5V161L3 160L2 161ZM9 159V160H8ZM26 159V160H27ZM225 159H227V160H225ZM229 159H231V160H229ZM178 160V159H177ZM176 160V161H177ZM217 160V159H216ZM263 160V161H262ZM31 161V162H32ZM160 161H161V159H160ZM175 160H174V162H173V164L174 163H177L176 165H174L175 166V169L174 170H176L177 172H178V170L180 169H182L181 171H180V173H182V172H184V169H185V164H184V162L183 161H181V163L179 162L180 160H178L177 162H176ZM3 162V163H2ZM5 162H6V164H5ZM8 162V163H9ZM14 164H12V163ZM37 162H39V163H37ZM72 162V163H73ZM142 162H144V167L146 166V164H148L149 163V161H148V163H147V161L146 160H142L141 161V163ZM210 163V165H208V163ZM32 163V164H33ZM43 163V162H42ZM72 163H71V165H72ZM146 163V164H145ZM207 163V164H206ZM215 163V164H214ZM249 163H250V165H249ZM11 164L13 165V167H11ZM34 164H33V166H34ZM172 164V165H173ZM206 164V165H205ZM212 164V165H211ZM253 164V165H252ZM258 164V165H257ZM148 165H150V163L148 164ZM148 165L145 167V168H147L148 167ZM169 165V164H168ZM168 165H167V169L169 170V168L171 169L172 167L174 168V166H172L171 164V166L169 165V168H168ZM241 165V170L243 171H241V170H239V166ZM3 166H1V170H3L2 168H3ZM10 166V167H9ZM38 166H36V167H38ZM142 166V167H143ZM178 166H180L179 167V169L177 168ZM200 166V167H201ZM209 166H211L210 168H209ZM215 167L214 169H215V171L213 172V167ZM232 166H233V169H232ZM9 167V168H8ZM19 167V166H18ZM35 166H34V168H36ZM143 167V169H145ZM235 167V168H234ZM12 168V171H10L9 169H11ZM33 168V169H34ZM177 168V169H176ZM217 168V169H216ZM33 169H31L32 170V172L31 173H33L34 175H35V173L37 174V172L35 171V170H33ZM248 169V170H247ZM250 169V170H249ZM263 169V170H262ZM0 170V171H1ZM238 170H239V172H238ZM262 171H263V173H262ZM68 172V173H67ZM71 172V173H70ZM222 172V173H221ZM236 172V173H235ZM243 174H242V173ZM23 173H25V172H23ZM28 174V173H25V175H32V174ZM65 173L66 174H68V175H65ZM168 173H169V171H167V175H168ZM221 173V174H220ZM226 173H228L227 171L225 172V174ZM17 174H15L14 176L15 177H17L18 176V178H15V180H22V178H23V181H28V180H26V179H29V182H30V185H31V182H32V184H34L33 186H36L35 188H36V190H35V188L34 187H32V185L30 186V185H28L30 188H32L31 190H30V188H28V190H30V191H28V193H32L33 195L34 194H37V195H34L35 197H33V199H37V201L38 200H41L42 198L44 199H46V197H50V196H52L51 194L52 193H50V195H49V192H48V189L49 188H51L52 189V191H53V189L54 188H52L51 186H53V185H51L53 182H54V180L56 181V182H54L53 184H56L57 183V179H58V177H55V176H52L51 177V175L48 177V176H43V175H38V177L39 178H41V179H39V180H37L38 181V184L36 183L37 181L35 180V178L37 179L38 177H37V175H33V176H24V174L20 177V175H17ZM170 174V173H169ZM224 174V175H225ZM239 174V175H238ZM256 174V175H255ZM11 175H12V173H11ZM11 175H8V178H7V175H6V178L4 177V175L3 174H1L0 173V177H2L4 180H3V182L5 181L6 182V180H8L7 181V183H8V185L11 187V186H13V184H14V181L15 180H13L14 179V176H13V178H11L12 176ZM17 175V176H16ZM45 175H47V174H45ZM49 175V174H48ZM63 175H65V176H63ZM232 175H231V178H232ZM245 175H247L246 176V178H245ZM41 176V177H40ZM63 176V177H62ZM67 176H69V177H67ZM169 177V179H170V177H171V175H168ZM229 176V175H228ZM242 176H244V177H242ZM256 176V177H255ZM263 176V177H262ZM20 177V178H19ZM25 177H26V179H25ZM44 177V178H43ZM53 177H55V178H57V179H54L53 180ZM60 177H59V179H58V182H60V184L61 185H58V184H56V185H54L57 189H58V187H59V190H61L63 187H64V183H65V186H67V190H68V187H69V190H70V192L68 191V194H67V190H65V188H63L64 190H63V194H62V196H61V198H63V195H64V193L66 194V195H70L69 197H71V194L73 195V199H71V198H69L68 196H66V195H64V198H63V200H65V202H60L61 204H60V208H61V205H62V208L60 209V214H64L63 216H65V214H69L71 211H72V213H73V208H71V207H69V203H67V202H69V200H72L73 202L74 201H77L76 200V198H78L77 196H78V194L77 193H79V191L77 190V189H75V190H77L78 192H76L75 190H74V185H73V187H71L72 185H67L66 183L69 181V179H68V181H67V179L66 178H63L64 179V182H62L63 180H61L60 181ZM223 177V176H222ZM242 177V178H241ZM248 177V178H247ZM253 177H255L256 179H254ZM30 178H34V180H31ZM49 180V182L47 181V179ZM52 178V179H51ZM218 178V179H217ZM1 179V178H0ZM43 179H45L46 180V183H45V181H44V183L42 182V180ZM51 179V180H50ZM41 180V181H40ZM11 182V185H10V182ZM13 181V182H12ZM35 181V182H34ZM52 181V182H51ZM65 181H67V182H65ZM152 181V180H151ZM145 181V185H144V182L142 183L143 184V186L145 187L146 186V188H148L149 190H151V192L154 194V192H155V190H157V189H159L160 190V192L159 191H156L155 192V194H162V196L163 197H166V196H164V195H166L164 192H166V191H163V189L161 188H155L154 187V185H156V183L154 182V181ZM228 181V182H227ZM4 182V183H5ZM149 182H151V183H149ZM207 182V181H206ZM246 182H244V183H246ZM0 183L2 184V187H6V190H11L10 188H8L7 189V187H9L8 185H7V183L5 184V186L3 185L4 183H2V179H1V181H0ZM13 183V184H12ZM25 183V182H24ZM43 183V184H42ZM258 183V184H257ZM262 183V184H261ZM25 184H27V182L25 183ZM29 184V183H28ZM44 184H45V186H46V184H48L49 186H46V189L47 190H45L47 193H45V192H43L42 190L43 189H41L42 187L44 188L45 186H44ZM153 184V185H152ZM7 185V186H6ZM51 185V186H50ZM154 187V191L152 190V186ZM239 185H241L240 187H239ZM1 186V185H0ZM38 186H40V187H38ZM53 186V187H54ZM149 186V187H148ZM156 186H158V187H161V186H159V185H156ZM243 186V187H242ZM2 187H0V190L2 189ZM48 187V188H47ZM151 187V188H150ZM239 187V188H238ZM243 188V190H242V188ZM56 188H55V190H56ZM70 188H72V190L70 189ZM218 188H221V194H220V192L219 191H217L218 190ZM224 188V189H223ZM42 191H40V190ZM51 189H49V191H51ZM38 191L39 190V193L38 192H35V191ZM74 190V191H73ZM226 191V193H223V192H225ZM244 190H247V191H249V192H247V193H245V191ZM3 191V192H2ZM2 191H0V192H2L1 194H2V199L3 200H1V198H0V202H4L5 201V203L4 204H7L6 202H10L11 203V205H12V202H11V200H9V201H7V200H5V198H3V196H4V191H5V189H2ZM27 191H26V193L25 194H23V196L24 197H27V195H28V193H27ZM32 191H34V192H32ZM51 191V192H52ZM71 191H73L74 193L76 192V194H77V196H74V193L73 192H71ZM11 192V191H10ZM10 192H6L7 194H10ZM211 192V190H210V193L211 194H213ZM31 193H30V195H29V198H30V196H31V198H32V195H31ZM40 193H42V194H44L45 193V196L44 195H42V194H40ZM60 193H61V191H60ZM71 193V194H70ZM151 193V194H152ZM243 193H245L246 195H248L249 196V198L246 196V195H244ZM7 194H5V196H7ZM27 194V195H26ZM38 194H40V196H39V199L36 197V196H38ZM47 194H48V196H47ZM75 194V195H76ZM225 196H223V195ZM251 194H254V195H252L251 196ZM261 195V196H260ZM11 196V197H10ZM44 196V197H43ZM67 198H66V197ZM245 196V198L247 199H251L250 201L248 200V202H246V199L244 200L243 199V197ZM8 198L10 197L11 199L13 198V196L12 195H9V196H7ZM75 197V198H74ZM254 197V198H253ZM256 197V198H255ZM9 198V199H10ZM28 197L27 198H24V199H27L26 201H28V202H30L29 203V205L30 204H35V202L36 201H32V199H29ZM41 198V199H40ZM237 200H236V199ZM29 199V200H28ZM240 199V200H239ZM243 199V201H241ZM13 200V199H12ZM122 200V199H121ZM221 200H220V202H221ZM42 202H41V206L39 207L38 206V209H40L41 207H42V209L44 210V212H47L46 213V215L45 216H48L47 214H49V212H50V214L52 213V209H53V207L51 208V206H50V199H49V201H48V198H47V205H43V204H45V202L43 203V201L44 200H41ZM72 201H70V204H74V203H72ZM227 201V202H226ZM257 201H261V202H257ZM263 201V202H262ZM2 202V203H3ZM33 202V203H32ZM122 203H120V207L121 206H126V207H122L125 211L124 212H122L123 211V209L122 208H119V210L120 209H122V211H119L120 212V214H121V212H122V214L124 215H122L121 214V217H122V220L123 219H126L127 217H128V215H129V213L133 210V212H135L136 211V207L135 206H133V205H129V203L127 202V201H125L124 199L121 201ZM240 202H241V204H240ZM257 202V203H256ZM10 203H8V204H10ZM38 203H40V201L39 202H36V207H37V205H38ZM43 203V204H42ZM1 204V203H0ZM64 204H66L67 206H68V209L70 208L71 210L69 211V210H65V207H66V209H67V206L65 205V207L63 206ZM122 204V205H121ZM253 204V205H252ZM28 203L26 204V207H23L24 209L25 208H27L28 206ZM35 205H34V209H35V211H36V207H35ZM127 205H128V207L131 209H129L128 207H127ZM224 205H225V207H224ZM242 207H241V206ZM252 205V206H251ZM5 206V205H4ZM7 207H8V205H6ZM10 206V205H9ZM32 207H28L27 208V210L30 208H33V205H31ZM49 206L50 207V209L49 208H47V207ZM257 206V207H256ZM261 206V208L259 209L260 211H258V208ZM64 207V208H63ZM81 209H82V204H81ZM134 207L136 208V209H134ZM229 207H230V209H229ZM246 207H248L247 209H246ZM249 207L251 208V209H249ZM23 208L20 206L19 207V209H20V212H18L16 209L14 210L15 212H18V213H21V210H22V212L24 213L25 211L23 210ZM45 208L47 209V210H45ZM243 208V209H242ZM30 209H29V211H30ZM38 209H37V211H38ZM49 209V210H48ZM65 210L66 212H62L61 210ZM127 209V210H126ZM263 209V210H262ZM42 210V211H43ZM129 210V211H128ZM235 210V211H234ZM248 212H247V211ZM262 210V211H261ZM29 211H27V212H25L24 214H27ZM42 211H39L38 213H42V215H43V212ZM68 211H69V213H68ZM128 213H127V212ZM72 213H70V214H72ZM127 213V214H126ZM50 216V215H49ZM61 217L60 218H62L63 216L62 215H60ZM127 216V217H126ZM65 217H67V218H69V220L68 221H66L67 219H65ZM65 217H63V219H64V221H66V222H69V221H71V219H70V215H69V217L66 215ZM63 219L61 220L60 219V221H63ZM63 221V222H64ZM123 221H125V220H123ZM66 222H64V224L62 223V225H65V223ZM61 223V222H60ZM67 224V223H66ZM69 224V226H70V224H71V222H69L68 223ZM67 224V225H68ZM67 225H65V227L67 226ZM68 226V227H69Z\"/></svg>",
	"mask_w": 264,
	"mask_h": 264
}]
</instances>
